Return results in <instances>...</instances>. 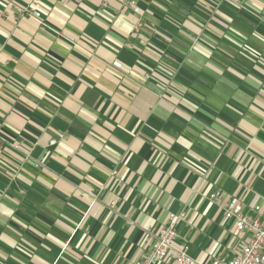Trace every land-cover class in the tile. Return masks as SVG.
<instances>
[{
    "label": "crops",
    "instance_id": "crops-1",
    "mask_svg": "<svg viewBox=\"0 0 264 264\" xmlns=\"http://www.w3.org/2000/svg\"><path fill=\"white\" fill-rule=\"evenodd\" d=\"M240 1L0 0V264H135L171 213L198 264L239 252L209 197L264 211V0Z\"/></svg>",
    "mask_w": 264,
    "mask_h": 264
},
{
    "label": "built area",
    "instance_id": "built-area-1",
    "mask_svg": "<svg viewBox=\"0 0 264 264\" xmlns=\"http://www.w3.org/2000/svg\"><path fill=\"white\" fill-rule=\"evenodd\" d=\"M61 2H76L81 0H60ZM236 8H242L240 0H224ZM40 0H28L27 5L21 8L24 16L39 18L37 8ZM70 42L74 39L68 37ZM118 68L119 65L115 64ZM4 139L0 136V160L3 155ZM210 201L217 205L222 217L232 221L234 232L237 236H244V242L240 245L239 252L230 259L217 257L208 264H264V211L260 206L250 208L249 213L244 212L243 204L234 195L226 202L222 201L219 191L209 197ZM185 219V214H169L167 225L159 229H148L146 235L149 249L146 256L135 264H160L172 260V264H198L187 253L186 247L177 243V226Z\"/></svg>",
    "mask_w": 264,
    "mask_h": 264
}]
</instances>
